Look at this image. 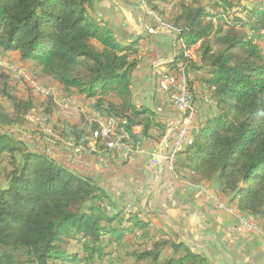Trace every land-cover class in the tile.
<instances>
[{
	"label": "trees",
	"instance_id": "obj_1",
	"mask_svg": "<svg viewBox=\"0 0 264 264\" xmlns=\"http://www.w3.org/2000/svg\"><path fill=\"white\" fill-rule=\"evenodd\" d=\"M253 2L242 7L235 0L140 4L174 31L177 53L163 71L186 62L189 88L190 82H200L211 108L187 132L192 141L177 148L172 170L162 167V172L209 181L214 196L264 229V53L259 45H264V4ZM97 14L95 0H0V61L13 52L20 65L36 64L67 97L82 98L101 119L114 120L127 137L121 142L133 149L148 139L158 144L166 134L165 120L138 104L131 88L138 38L119 42ZM194 45L197 57L187 60L184 49ZM201 70L205 74L190 81V73ZM5 74L0 88V264H92L103 257L117 264H213L183 237L172 239L156 229L140 208L127 207L93 177L16 137L13 128L34 106L32 98L13 93L12 78ZM96 128L94 123L90 129ZM64 132L98 155L89 150L85 127L69 125ZM95 147L116 155L100 136ZM72 241L81 251L67 248Z\"/></svg>",
	"mask_w": 264,
	"mask_h": 264
},
{
	"label": "crops",
	"instance_id": "obj_2",
	"mask_svg": "<svg viewBox=\"0 0 264 264\" xmlns=\"http://www.w3.org/2000/svg\"><path fill=\"white\" fill-rule=\"evenodd\" d=\"M140 1L95 0V6L117 38L124 42L138 38V65L132 72L133 98L163 117L167 126L165 133L172 136L182 116L174 110L156 81L176 56V37L142 8ZM195 74L199 75L200 71L190 73V81ZM190 87L196 115L188 132L211 111L210 101H205V87L198 81L190 82ZM138 130L136 127L135 131ZM156 133L152 129L151 134ZM147 142L143 148L150 150L153 144ZM94 158V154L75 157L71 169L93 177L110 193H120H113L115 199L126 201L129 208L136 205L143 218L154 223L156 229L167 232L170 238L183 237L204 252L213 264H264V241L258 235L236 231L235 218L217 208L209 198V195L216 194L209 181L198 182L188 173L185 177L183 173L179 177L163 173L160 168L150 166L147 156L141 153L133 155L127 163L102 164ZM129 202L134 204L129 205ZM224 202H227L226 198ZM152 214L157 218L151 217Z\"/></svg>",
	"mask_w": 264,
	"mask_h": 264
},
{
	"label": "rangeland",
	"instance_id": "obj_3",
	"mask_svg": "<svg viewBox=\"0 0 264 264\" xmlns=\"http://www.w3.org/2000/svg\"><path fill=\"white\" fill-rule=\"evenodd\" d=\"M235 1L241 7L251 6V3H254L253 1L257 3L258 1L259 3H263L261 0ZM237 14L241 18H245L244 12L237 11ZM97 17H100L102 19V16L99 14H97ZM104 22L106 26H109V22ZM167 30H169V32L171 31V34L173 35L174 31L171 28H167ZM117 40L119 42H124V40L120 37L117 38ZM259 45L264 53V45L262 44V42H259ZM196 47L197 45L192 46L187 50L184 49L185 55L189 56L188 59H196ZM1 56L3 55L1 54ZM5 57L6 59L0 61V88L5 81V77H3L2 75L6 76L7 81L8 76L5 73L8 72L9 76L12 78L11 83L15 86V90L14 88H10L12 89L13 93L21 98H32V104L34 106L30 114L27 116V119H25V122L22 125L15 126L13 128V132L15 133L16 137L22 139L30 149L39 152H45L58 160L60 163L66 165L68 168H71V162L75 157L78 159L82 155H90L92 153H90L87 148L84 149L81 145V142L76 144L72 136H63L65 134V127H69V125L83 127L84 125H86V127H88L89 129L88 138H86L89 140V150L98 152V155L94 154V159L97 163L101 162L102 164H114L115 162H124L121 157H118V155L114 156L113 153L107 154L103 151L96 150V134H92V129H90V127L92 124L97 123V114L91 112V110L88 109V105L91 103L87 105L82 98H78L76 96L67 97L69 95H67V92L63 90V87L61 85H59L53 79L42 75L39 66L31 62H29L30 64L23 63V66L20 65V63H18L19 57L17 53H8ZM174 67H176V64ZM200 74L201 76H203L205 73L201 70ZM41 88H44L45 90ZM46 89L48 90V93ZM31 91L33 95L31 94ZM72 101H74V103L77 105V109L75 110H73V108L71 107ZM106 121L111 125H117L115 121L114 123L109 122L108 119H106ZM118 141L119 136H113L112 134L109 136L101 137L102 143H108L111 148L115 149L119 147L115 146V143L118 144ZM137 146L139 148V145ZM130 148L133 149V147L128 144V151H134L130 150ZM146 156L148 158V155ZM193 177L197 178L196 176ZM119 194L120 193H117L116 195ZM132 204L134 203L129 202V205ZM67 248L73 251L76 249L81 251L79 244H75L74 241L70 242V244L67 245ZM167 255L168 253H166V255L164 256ZM104 258L105 257L101 259H95L94 263L92 264L118 263V261L115 259L113 261H110L111 259L107 260L108 263H106V260ZM79 264H84V262H80Z\"/></svg>",
	"mask_w": 264,
	"mask_h": 264
},
{
	"label": "built area",
	"instance_id": "obj_4",
	"mask_svg": "<svg viewBox=\"0 0 264 264\" xmlns=\"http://www.w3.org/2000/svg\"><path fill=\"white\" fill-rule=\"evenodd\" d=\"M158 85L168 96L174 110L182 116V121L175 130V135L171 136L170 133L167 132L169 134L166 133L158 144H154L152 140L148 139V143L153 144L150 150L142 148L140 146L141 144H139V148L135 149V151H128V144L121 142L122 138H127L126 134L123 129H118V125H111L105 119H100L95 123L98 128L91 130V132L92 134H96V141L99 136L105 137L111 134L113 136H119V147L114 150V153L116 156L118 155V157H121L123 161L129 160L136 153H141L148 155L150 166L154 168L158 167L161 171L163 167L166 171H169V164L174 163L177 148L181 146L185 140L186 143H188L186 135L196 115L191 89L188 85L186 62H181L177 67L171 70L163 71L158 78ZM41 89L45 90L44 88ZM46 91L48 93L47 89ZM205 101H209V96L205 98ZM71 107L73 110L77 109V105L74 101H72ZM83 127H85L87 131L89 130L86 125ZM85 138H88V136ZM209 198L216 203L217 208L225 210L235 218L236 230L238 232L245 231L259 235L264 241V230L259 223L253 222L247 217L242 216V214L237 213V210H233L231 205H225L216 196L209 195Z\"/></svg>",
	"mask_w": 264,
	"mask_h": 264
},
{
	"label": "bare ground",
	"instance_id": "obj_5",
	"mask_svg": "<svg viewBox=\"0 0 264 264\" xmlns=\"http://www.w3.org/2000/svg\"><path fill=\"white\" fill-rule=\"evenodd\" d=\"M187 57H189V56H187ZM101 118L99 117V116H96V121L98 122L99 120H100ZM95 120V119H94ZM108 121L109 122H111V123H114V120H112V119H108ZM191 141H192V139L191 138H188V144H190L191 143ZM115 146H119V141H118V144H116L115 143ZM130 150H134L135 151V149H131L130 148ZM172 168H173V164H169V170L171 171L172 170ZM264 230V229H263Z\"/></svg>",
	"mask_w": 264,
	"mask_h": 264
},
{
	"label": "water",
	"instance_id": "obj_6",
	"mask_svg": "<svg viewBox=\"0 0 264 264\" xmlns=\"http://www.w3.org/2000/svg\"><path fill=\"white\" fill-rule=\"evenodd\" d=\"M167 134H169V133H167Z\"/></svg>",
	"mask_w": 264,
	"mask_h": 264
}]
</instances>
